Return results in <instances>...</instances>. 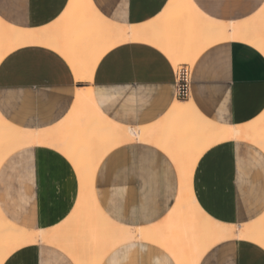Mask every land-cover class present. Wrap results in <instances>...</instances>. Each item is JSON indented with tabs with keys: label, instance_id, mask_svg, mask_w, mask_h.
Listing matches in <instances>:
<instances>
[{
	"label": "crops",
	"instance_id": "obj_1",
	"mask_svg": "<svg viewBox=\"0 0 264 264\" xmlns=\"http://www.w3.org/2000/svg\"><path fill=\"white\" fill-rule=\"evenodd\" d=\"M89 1L107 23L144 27L160 24L170 0ZM191 1L205 16L225 23L246 22L264 5V0ZM0 21L12 28L54 33L80 31L87 25L73 0H0ZM90 35L95 46L101 44L99 34ZM102 38L106 44V34ZM181 66L174 67L150 42L129 41L107 50L91 81L82 82L53 48L40 44L18 47L0 60V116L16 128L47 130L69 114L77 91L88 88L106 118L130 128L156 125L168 116L175 101L189 99L201 116L220 126L244 127L264 116V55L253 46L232 40L205 49L192 69L188 66L190 84L184 99L176 95ZM243 140L209 147L192 171L190 189L195 203L222 224H246L264 214V151ZM178 191V174L171 160L156 146L143 142L108 152L93 183L101 211L131 227L160 223L172 210ZM78 195L72 164L53 147L16 150L0 165V211L16 227L62 228ZM2 264L74 262L55 246L31 244L12 251ZM101 264L176 262L157 244L136 241L113 248ZM198 264H264V249L245 240L224 241L210 248Z\"/></svg>",
	"mask_w": 264,
	"mask_h": 264
},
{
	"label": "bare ground",
	"instance_id": "obj_2",
	"mask_svg": "<svg viewBox=\"0 0 264 264\" xmlns=\"http://www.w3.org/2000/svg\"><path fill=\"white\" fill-rule=\"evenodd\" d=\"M73 4L77 14L87 21L80 31L23 30L0 21V60L15 48L40 44L59 52L77 80L90 82L101 56L112 46L129 41L154 44L174 66H193L205 49L232 40L247 43L264 55V5L246 22L225 23L202 14L191 0H170L157 26L129 27L107 23L89 0H73ZM92 33L101 36L100 45L95 46ZM103 34L107 36L106 44ZM231 139H245L264 151V116L244 127L220 126L201 116L189 99L175 101L168 116L156 125L130 128L106 118L96 106L90 88L78 90L69 114L47 130L16 128L0 116V165L16 150L50 146L69 160L79 182L76 207L62 228H19L0 211V264L15 249L31 244L55 246L74 264H101L113 248L136 241L157 244L176 264H198L210 248L224 241L245 240L264 249V214L246 224H222L204 214L191 193L190 179L199 157L214 144ZM133 142L156 146L171 160L178 174L175 204L153 226L131 227L114 222L101 211L93 193L95 172L103 157L114 148Z\"/></svg>",
	"mask_w": 264,
	"mask_h": 264
},
{
	"label": "built area",
	"instance_id": "obj_3",
	"mask_svg": "<svg viewBox=\"0 0 264 264\" xmlns=\"http://www.w3.org/2000/svg\"><path fill=\"white\" fill-rule=\"evenodd\" d=\"M190 84V69L187 65H182L177 70L176 95L184 99L187 98Z\"/></svg>",
	"mask_w": 264,
	"mask_h": 264
},
{
	"label": "rangeland",
	"instance_id": "obj_4",
	"mask_svg": "<svg viewBox=\"0 0 264 264\" xmlns=\"http://www.w3.org/2000/svg\"><path fill=\"white\" fill-rule=\"evenodd\" d=\"M180 64H182V65H183V63H180ZM180 64H178V65H180ZM185 64H186V63H185ZM178 65H177V66H174V67H178ZM186 65H188V66H189L191 69H192V67H193V66H191V65H190V64H188V63H187Z\"/></svg>",
	"mask_w": 264,
	"mask_h": 264
}]
</instances>
